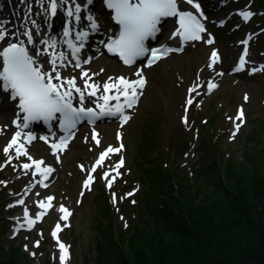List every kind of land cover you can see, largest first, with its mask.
I'll use <instances>...</instances> for the list:
<instances>
[{"label":"rangeland","instance_id":"374dc122","mask_svg":"<svg viewBox=\"0 0 264 264\" xmlns=\"http://www.w3.org/2000/svg\"><path fill=\"white\" fill-rule=\"evenodd\" d=\"M208 1L213 4L211 8L214 15H224L227 11H233L231 19L229 18L219 28L214 22L211 23V31L201 40L190 43L184 52L174 53L159 61L157 66L145 67L144 64L126 69L113 58L100 53L81 70L75 67H61L63 73L75 76L78 83L84 87L86 81L88 84L95 82L100 86L101 92L105 80L131 76L141 69L146 76V83L137 104L133 109L126 110L131 117L127 123H122L118 117L105 116L94 128L86 124L76 128L75 139L67 151L61 153L63 162L61 165L56 163V181L39 197L44 199L54 190L56 202L52 210L34 228L31 230L25 228L17 236H13L14 227L24 208L11 205L17 201V196L23 193L27 186L36 181L32 167L24 169L22 165L32 164L37 156L50 152L51 148L48 143L38 138L39 133L35 140L27 144L29 148L27 152L32 160L27 156L17 158L15 155L17 146L5 154L4 149L9 144L11 135L17 130L11 121L14 107L2 101L0 94V125L3 128V134L0 135V234L3 233L1 234L3 239L8 241L6 248L10 249L11 245H17L29 252L35 253L38 250L40 259L33 260V264H47V259H52L54 264H61L59 242L52 235L55 226L60 223L63 226L60 240L62 239L68 248L67 263L95 264L98 243L101 242L108 247V234L111 231L108 228V218L101 206V190L106 189L109 196L114 198L113 206L117 208L118 218L113 223V231H118L127 224L126 215L122 211V203L125 200H129L131 205L128 207V221L141 220L142 214L148 217L145 204H140L139 200L143 199L144 191L151 184L157 183L156 172L150 170L153 165L151 160L153 163L160 160L161 165L173 170L179 167V175L191 174L194 182L196 179L194 174L200 172L210 159H215L220 163L222 172H225L227 184L236 190L234 180L226 170L223 171L230 158L238 163L237 168L244 173L246 184L249 186L248 197L251 201L254 199L258 187L254 178L264 173V71L252 74L251 69L261 67L256 62L258 56L264 54V31L251 42V63H247L245 70L240 73L232 70L233 60L240 47L238 40L241 34L248 29L255 32L260 26L264 28V5H260V0H254V6L249 7L254 13L248 21H244L237 9H245L244 2L250 0L242 1L238 5H236L238 2L235 3L239 8H236L231 0L225 1L224 4L218 3V0ZM78 2L83 4L85 0ZM12 4L20 7L23 20L28 18V10L31 8V17L39 24L38 41L48 36V17L38 0H27V3L23 0H14ZM0 5L3 6L0 17L8 18V0H0ZM59 14L60 11L54 20L55 23H59L60 17L62 27L66 19L65 10L61 8V16ZM88 14L97 15L96 19L101 22V34H109L112 26L102 0H95L94 7L90 6L86 12L80 13L79 26L87 25L85 20ZM160 27L159 40L164 41L174 27L173 21L168 19ZM55 35L59 37L58 34ZM210 35L214 38L212 44L206 42L211 38ZM213 51L221 53V62L210 68L209 62ZM45 58L49 61L48 56ZM247 58L249 59V55ZM83 72L88 73L91 81L87 79L88 76H83ZM218 72H222L223 75H217ZM213 79L219 81L217 90L208 95L207 85ZM194 85L198 86L196 91H192ZM189 99L193 100L191 105L187 104ZM241 110L243 117L237 119ZM185 116L187 124L184 123ZM236 124L241 125L238 131L235 128ZM94 130L99 137L98 145L91 137ZM234 132V138H230ZM183 133L189 140V145L185 147L180 145L179 137H182ZM205 142H209L210 145L205 146ZM108 146L121 150L109 153L107 161L97 168L88 186L82 185V180L87 179V176L85 171L78 168L79 164H83L87 169L96 155ZM204 149H212L210 155L204 154ZM121 159L123 166L116 169L115 166ZM110 170L112 176H109V180L115 177L111 188L106 186L107 181L103 178L104 173ZM117 171L120 173L118 176ZM200 178L204 181L203 177ZM188 185L192 187V183ZM192 190L195 191V188L192 187ZM206 194L210 195L208 210L213 211L211 214L216 216V223H221L219 221L222 213L225 216L229 215L227 221L234 217L230 215L229 204L232 201L226 197L224 189L205 185L202 187V198ZM26 201L31 213L35 215L38 210L37 201L30 198ZM61 206L73 211V217L67 222L61 217Z\"/></svg>","mask_w":264,"mask_h":264},{"label":"snow or ice","instance_id":"6c2138e0","mask_svg":"<svg viewBox=\"0 0 264 264\" xmlns=\"http://www.w3.org/2000/svg\"><path fill=\"white\" fill-rule=\"evenodd\" d=\"M24 3H27V0H23ZM106 6L108 9L114 11V19L116 23L120 26V33L118 38L111 39L107 43L106 47L109 52H113L119 55L123 60L124 64L131 65L134 64L137 59L148 57L145 67H151L157 63L161 58L166 57L170 52L177 51L179 49H171L166 46L159 48H148L146 47L145 42L149 38H155L160 32V25L164 18L168 17H178L179 29L174 36H181L184 41H199L202 39V34L206 32L205 25L201 23L200 19L197 18V15H194L193 12H183L178 8V0H105ZM186 3L192 5L198 12L200 17H203V12L200 11V4L198 2L194 3V0H185ZM40 7L44 10L45 14L48 16H56L57 9L62 8L65 10V14L72 20L79 21L81 19L80 13L86 12L89 5L93 3V0H85V3L82 5L78 0H38ZM47 4V8L44 5ZM244 21H248L253 13L242 11L240 13ZM206 19V17H204ZM87 21H89V27L92 30L98 29V24L95 22V18L88 14L86 16ZM28 23L35 25V21L31 20V8L28 10V18L25 24V30L22 35L27 37L29 44H32L33 33L32 30L28 28ZM8 35L6 25L3 22H0V41H4L5 37ZM70 35V31L65 30L64 36L67 37ZM87 32L79 33L77 39L83 41ZM252 39L251 36L248 39L241 41L243 44L244 50L242 55L238 60L237 66L233 69L235 72H240L245 70L247 63L246 57L248 53V42ZM208 44L213 43V39H208L206 41ZM44 44L48 45L50 48L56 47V42L49 38L48 40L43 41ZM69 47L73 50V55H76L80 52L81 47H77L72 44L70 41ZM43 54V53H40ZM0 57L3 58V68L0 70V91L6 92L9 94V98L12 101H17L19 103V109L23 116V128H28L29 123L33 121H44L51 122L56 120L57 114H60V127L63 131L68 133V136L60 139L59 143H53L51 145L53 150L60 151L63 147H66L68 140L72 137L73 130L76 129L77 125L87 119L89 123H94L96 120L101 117H118L121 119L122 123H127L131 118L130 115L125 114L126 110L133 109L137 104L139 95L142 94V89L145 86V79L142 76V69L137 71L135 75L139 79L135 81H129L125 77H119L118 82L116 83H105L103 85V93H113L112 95H100L97 96V91L100 86L96 84H88L85 82L86 88L93 89L88 92L87 95L97 98V103L95 108H85L83 106L86 93L82 91L79 87H76L75 79H68L67 81H62L59 72L57 71V61H63L64 55L60 53L57 56L55 53L51 54V71L45 72L42 71L41 65L37 63L36 59L33 56L29 55L28 49L24 46L23 41L20 43H11L8 47L0 51ZM220 62V56L217 51L211 53L209 67H214L217 63ZM62 67L63 64L61 63ZM76 67H80L79 61H77ZM256 71H264V66L259 68H252L251 73L255 74ZM55 73V76H53ZM217 75L222 76V72H218ZM83 76L87 77L88 73L83 72ZM111 79V78H110ZM53 80L60 81V83H53ZM218 85L213 82H209L207 85L208 91L211 92ZM196 85L193 86L192 91L197 90ZM72 89L76 93H79L80 106H73V93ZM138 89L141 90L138 93ZM123 98V99H121ZM245 99L247 97L245 96ZM116 101L113 105L110 102ZM193 103L192 99L187 100V104L191 105ZM243 111L241 110L237 119H242ZM184 123L187 124L188 120L185 116ZM16 126L21 127V122L16 121ZM240 124H236L235 128L238 131ZM2 131V129H0ZM22 135L21 131H17L13 136L11 142L5 147V154L9 153V150L15 147L16 157L27 156L29 160H32V157L25 150L24 144L20 143L19 139ZM233 136L230 138H234ZM95 139V136L93 137ZM36 139L31 133L27 135L28 143H31L32 140ZM47 141V137H41ZM97 145L99 140H96ZM123 146L121 145V148ZM120 148L109 147L104 153L99 157V160L96 162L98 165L102 164L105 157L109 153L119 152ZM44 163L43 160L32 161V164H24L22 167L24 169H30L34 164L37 172H41L46 180L48 174L55 171L52 167H45L42 171L40 165ZM123 166V160L116 165V169ZM95 171V168L91 169ZM110 172L104 173V179L108 181V187L111 188L112 181L115 180V177H112L109 180ZM120 173L117 171L116 175ZM92 176L89 175L85 186H88V182L92 181ZM47 187V185H44ZM38 195V193H37ZM130 195V194H129ZM53 200L52 196L47 197V202L39 201L38 206L41 209L47 210L51 205ZM19 204H23V199L18 201ZM60 212L65 215L62 217L64 220H67L71 213L68 209L63 206L60 207ZM44 215V212L39 213L36 219L29 218L27 209L24 211L22 217L26 223H21L20 220L17 221L18 226L14 229L15 232H19L21 229L31 230L36 224L37 220ZM123 219V218H122ZM127 226V225H125ZM60 230V225H57V231L53 232L52 235L56 237L57 232ZM37 247L39 242H37ZM59 250L62 253L60 260L62 262L66 261L68 256V248L63 243H59Z\"/></svg>","mask_w":264,"mask_h":264},{"label":"trees","instance_id":"16d2710c","mask_svg":"<svg viewBox=\"0 0 264 264\" xmlns=\"http://www.w3.org/2000/svg\"><path fill=\"white\" fill-rule=\"evenodd\" d=\"M210 150L204 149V154L210 155ZM151 163L157 183L151 184L139 200L145 204L148 217L142 214L141 220L133 219L127 230L121 227L113 231V212L105 196L101 201L111 231L108 247L98 243L95 264H264V173L254 178L258 187L251 201L245 175L230 158L223 171L234 180L236 190L227 184L225 172L215 159L194 174V182L190 174L180 176L179 167L173 170L161 165L160 160ZM205 185L224 189L232 201L230 215L234 217L230 221L229 215L222 213L221 223H216L213 211L208 210L210 195L201 196ZM1 234L0 264H33L22 247L6 248L8 241ZM46 263L54 264L51 259Z\"/></svg>","mask_w":264,"mask_h":264},{"label":"bare ground","instance_id":"6f19581e","mask_svg":"<svg viewBox=\"0 0 264 264\" xmlns=\"http://www.w3.org/2000/svg\"><path fill=\"white\" fill-rule=\"evenodd\" d=\"M15 20L17 21V19H15ZM17 22H18L17 26H15V27L14 26H10L8 28V30H9L8 38H5L7 40L0 41V45L3 44L4 42H7V41L8 42H12V43H20L21 41H23L24 46L28 49V51L31 52L29 54L31 56H33L34 59H36L37 63H41L42 62L43 63V66L46 68L45 70H47V69L51 70V68L44 61V56H43L44 55V52H43V50L40 49L39 45H36V40H35V26H33L32 24H29V23L27 25L28 28L32 30V33H33V41H34L32 44H29L28 41H27V37L24 36V35H22V33L25 30V26L23 25V21L22 20H18ZM99 26H100V24H99ZM22 29H23V32L22 33L19 32ZM97 36H100L101 37V34L99 35L98 34V31H97ZM104 37L105 36L102 35V38H104ZM177 37L178 36L173 37V38L169 37L168 40H167V42H169V41H176ZM180 41H182L181 38H180ZM167 42L165 44L169 45ZM89 45H94V44L92 42H89ZM89 45H86V47L84 49H82V54L85 56V58L87 60L88 59H91L92 57H95L98 54V52L101 53L100 50H98L97 48H93L92 46H89ZM33 48H35V49H33ZM40 53H43V54H40ZM54 53L57 56H59L60 53H63V52L62 51L55 50ZM63 55H64V60L63 61H65L66 60L65 54L63 53ZM218 55L220 56L219 53H218ZM220 61H221V56H220ZM57 71L59 72L62 81H67L68 79H72V77H68L67 75L63 74L62 71L59 68H57ZM53 76H55V73H53ZM142 76H143L144 79L146 78L145 75H142ZM126 79H128L129 81H135V80L139 79V77H137L136 75H133L132 77H128ZM110 81L111 80H109V82ZM53 82L54 83H60V81H56V80H53ZM116 82H118V80H115L112 83H116ZM217 82L218 81L216 79L213 81V83H217ZM76 87H79L82 91H84L86 93L85 97L87 96L86 97V100H88L91 104H94L96 106V103L98 102L97 101V98L96 97H91V96H88L87 95V93L90 92V91H92L93 89L86 88L84 86H80L79 83H76ZM72 93L75 94V90L74 89H72ZM102 94H104V95H112V93H102L99 90L97 91V96H100ZM121 99H123V98H121ZM112 102L113 101H111L110 103H112ZM115 103H116V101H115ZM52 132H54L53 129H52ZM26 134L28 135L29 133H26ZM51 136H57V133L54 132V134L51 135ZM18 139H19L20 143L25 144V142H24V140H25L24 139V134L21 135V137L18 138ZM44 158H45L47 164L48 165H51V167L54 168V166H53V161L55 159L54 156L52 154L45 153L44 154ZM32 191L35 192V194L37 195V193L39 194L41 190L36 189L34 186H31V187H29L27 189V192H29V193L32 192Z\"/></svg>","mask_w":264,"mask_h":264}]
</instances>
